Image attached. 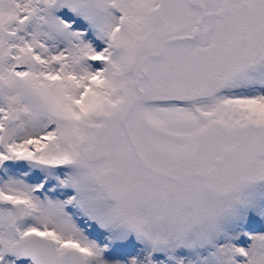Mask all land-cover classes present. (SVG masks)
<instances>
[{"label": "snow or ice", "instance_id": "snow-or-ice-1", "mask_svg": "<svg viewBox=\"0 0 264 264\" xmlns=\"http://www.w3.org/2000/svg\"><path fill=\"white\" fill-rule=\"evenodd\" d=\"M0 264H264V0H0Z\"/></svg>", "mask_w": 264, "mask_h": 264}]
</instances>
